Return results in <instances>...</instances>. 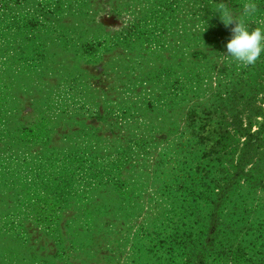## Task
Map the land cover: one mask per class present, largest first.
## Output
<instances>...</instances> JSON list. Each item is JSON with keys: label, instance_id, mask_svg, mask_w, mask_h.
I'll list each match as a JSON object with an SVG mask.
<instances>
[{"label": "rangeland", "instance_id": "rangeland-1", "mask_svg": "<svg viewBox=\"0 0 264 264\" xmlns=\"http://www.w3.org/2000/svg\"><path fill=\"white\" fill-rule=\"evenodd\" d=\"M212 2L0 0V264H264V55Z\"/></svg>", "mask_w": 264, "mask_h": 264}, {"label": "clouds", "instance_id": "clouds-1", "mask_svg": "<svg viewBox=\"0 0 264 264\" xmlns=\"http://www.w3.org/2000/svg\"><path fill=\"white\" fill-rule=\"evenodd\" d=\"M213 13H218L225 27H231V37L226 43L223 58L241 66H250L264 55V20H255L258 5L255 0H245L239 10L220 0L210 3ZM255 22L259 26L252 27Z\"/></svg>", "mask_w": 264, "mask_h": 264}, {"label": "trees", "instance_id": "trees-1", "mask_svg": "<svg viewBox=\"0 0 264 264\" xmlns=\"http://www.w3.org/2000/svg\"><path fill=\"white\" fill-rule=\"evenodd\" d=\"M244 158H245L244 156H243V157H241V161H243V160H244Z\"/></svg>", "mask_w": 264, "mask_h": 264}]
</instances>
